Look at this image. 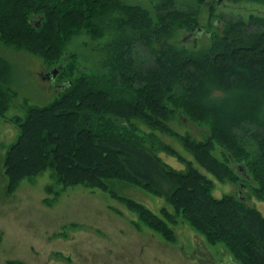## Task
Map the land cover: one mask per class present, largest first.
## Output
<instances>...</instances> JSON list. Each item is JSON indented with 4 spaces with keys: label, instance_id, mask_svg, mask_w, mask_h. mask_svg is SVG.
Segmentation results:
<instances>
[{
    "label": "trees",
    "instance_id": "trees-1",
    "mask_svg": "<svg viewBox=\"0 0 264 264\" xmlns=\"http://www.w3.org/2000/svg\"><path fill=\"white\" fill-rule=\"evenodd\" d=\"M177 2L159 0L154 14L126 0H0V42L40 56L48 69L59 68L66 84L51 103L26 100L25 116L7 119L17 91L4 75H12V65L0 57V120L19 130L3 157L7 194L50 172L62 189L47 186L49 207L70 187L102 190L137 214L138 231L143 226L175 243L172 226L183 218L209 244L223 245L237 264H264L262 212L238 195L213 196V180L196 167L249 188L233 162L243 165L256 183L249 188L253 196L264 201V16L227 21L220 32L207 29L208 46L187 48L175 40L178 31L204 30L196 13ZM109 32L111 40L98 51L99 73L67 48L74 37L101 41ZM175 120L204 129L206 138L179 134L170 125ZM155 132L177 138L193 160ZM249 140L255 154L245 147ZM215 144L226 151L222 159L213 154ZM162 151L183 168L166 163ZM112 180L163 197L173 210L164 206L156 213L121 196Z\"/></svg>",
    "mask_w": 264,
    "mask_h": 264
},
{
    "label": "rangeland",
    "instance_id": "rangeland-1",
    "mask_svg": "<svg viewBox=\"0 0 264 264\" xmlns=\"http://www.w3.org/2000/svg\"><path fill=\"white\" fill-rule=\"evenodd\" d=\"M126 1L139 4L155 14V4L159 0ZM204 1L199 5L196 0H178L177 4L180 9L193 10L201 28L215 32H220L227 21L248 19L251 14L264 16V4L249 1ZM112 36L113 32H109L101 41H93L87 34H82L74 37L67 48L77 55L82 66L89 68L92 73H99L102 71L99 63L102 55L98 51ZM175 40L181 43L183 41L187 48L208 46L211 43L204 32L188 35L186 31H178ZM0 57L12 65L11 73L15 83L12 86L17 91L7 119L24 117L26 100L31 105L44 106L57 98L64 89L55 90L62 78L52 83L40 77L38 73L47 68L40 56L0 42ZM170 125L181 135L191 134L198 141L206 138L204 129L187 120H175ZM140 128L142 132H152L144 125H140ZM18 134L19 130L15 125L8 120H0V264H7L9 260H21L27 264H197V257L193 254L195 249L204 261L210 255L218 257L221 251L227 253L223 245L209 244L183 218H178L177 225L172 226L176 235L175 243L167 242L162 236L143 226L138 231L133 225L138 220L137 214L102 190H90L81 185L70 187L60 194L54 206L49 207L44 200L53 196L48 195L47 186L52 185L55 190L62 189L61 185L55 184L50 172L33 181L24 180L13 194L8 195L3 157ZM154 135L162 143L175 149L181 157L193 160V156L177 138L160 132H155ZM245 147L248 152L255 154L257 146L253 140H249ZM224 152L223 147L215 144L213 154L217 158L222 159ZM159 156L172 167L179 169L182 166L177 158L164 151L159 152ZM196 167L213 180V196L221 198L234 194L244 197L249 205L256 207L264 215V201L255 198L250 190L256 183L248 180L249 189L244 181H241L244 186L220 182L198 164ZM108 183L119 195L132 198L156 213L164 206L171 208L165 198L155 196L140 187L120 180Z\"/></svg>",
    "mask_w": 264,
    "mask_h": 264
},
{
    "label": "flooded vegetation",
    "instance_id": "flooded-vegetation-1",
    "mask_svg": "<svg viewBox=\"0 0 264 264\" xmlns=\"http://www.w3.org/2000/svg\"><path fill=\"white\" fill-rule=\"evenodd\" d=\"M40 75V77H42L44 80L46 81H49V82H54L56 79L59 78V76H57L56 78L53 77V72H52V68L51 69H48L46 68L44 71H41L38 73ZM9 80L8 82L10 83V85H14V81H13V76L11 75V77L9 75H6L4 74ZM59 75V74H58ZM65 82L64 81H61L59 83L56 84V89L57 90L58 88H64L65 87ZM197 251L198 250H194V256L197 257V261L196 263L197 264H200V263H205V262H210L211 264H236V262L233 260V259H230V256H228L227 254L228 253H224L223 251H221L218 255V257L214 258L213 255H210L209 258L204 259L201 258L202 256L198 255L197 254ZM199 252V251H198ZM212 259V260H211ZM195 261V260H194Z\"/></svg>",
    "mask_w": 264,
    "mask_h": 264
},
{
    "label": "water",
    "instance_id": "water-1",
    "mask_svg": "<svg viewBox=\"0 0 264 264\" xmlns=\"http://www.w3.org/2000/svg\"><path fill=\"white\" fill-rule=\"evenodd\" d=\"M41 24V20H38V25L37 27H39ZM52 72H53V77L56 78L60 72V69L59 68H53L52 69ZM233 166H234V169H235V172L240 175L241 177H244L245 179L247 180H251V176L249 175L247 169L245 166L243 165H237L233 162ZM244 186V184H242Z\"/></svg>",
    "mask_w": 264,
    "mask_h": 264
},
{
    "label": "bare ground",
    "instance_id": "bare-ground-1",
    "mask_svg": "<svg viewBox=\"0 0 264 264\" xmlns=\"http://www.w3.org/2000/svg\"><path fill=\"white\" fill-rule=\"evenodd\" d=\"M203 30H204V31L199 30L197 33H200V34L203 33V32L206 33L207 29H204V28H203ZM194 34H195V33H194ZM192 35H193V34H192Z\"/></svg>",
    "mask_w": 264,
    "mask_h": 264
},
{
    "label": "crops",
    "instance_id": "crops-1",
    "mask_svg": "<svg viewBox=\"0 0 264 264\" xmlns=\"http://www.w3.org/2000/svg\"><path fill=\"white\" fill-rule=\"evenodd\" d=\"M175 168V167H174ZM181 168H183V166H181ZM181 168H179V169H181Z\"/></svg>",
    "mask_w": 264,
    "mask_h": 264
}]
</instances>
